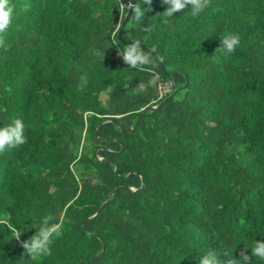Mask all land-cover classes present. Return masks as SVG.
I'll list each match as a JSON object with an SVG mask.
<instances>
[{"label":"trees","instance_id":"1","mask_svg":"<svg viewBox=\"0 0 264 264\" xmlns=\"http://www.w3.org/2000/svg\"><path fill=\"white\" fill-rule=\"evenodd\" d=\"M10 3L0 127L21 119L27 142L0 154V264H240L264 241V0L170 18L135 0L145 17L121 37L130 0ZM133 40L158 87L135 91L151 74L119 55ZM48 215L62 224L51 254L24 255Z\"/></svg>","mask_w":264,"mask_h":264},{"label":"clouds","instance_id":"2","mask_svg":"<svg viewBox=\"0 0 264 264\" xmlns=\"http://www.w3.org/2000/svg\"><path fill=\"white\" fill-rule=\"evenodd\" d=\"M151 8L152 0H143ZM211 0H162V4L166 5L163 12L165 17H173L175 13L184 11L190 6V14L193 17H198L209 6ZM14 7L10 0H0V47H4L3 34L7 32L13 21ZM145 17V11L136 5L133 10V18L136 22H140ZM144 31H150L145 28ZM240 45V37L235 33H226L221 37V46L218 48L225 55L234 54L237 47ZM119 55L124 63L129 68L137 69L142 72L150 73V78L145 84L140 82L135 91L144 92L147 87L156 88L159 86V74L155 71L151 55L146 53L141 47L140 40H133L131 44L120 50ZM24 136V123L21 119H14L4 127H0V154L6 150L17 148L26 143ZM54 217L51 215L38 218L34 223L35 233L27 240L21 241V247L24 249V255L30 256L33 259L51 254V246L54 239L62 235V224L53 223ZM20 240V237H17ZM251 257H258L264 260V241L254 243L251 253L247 250H242L240 253V264H251ZM199 264H219L215 252H209L200 259ZM226 264H234V261L228 259Z\"/></svg>","mask_w":264,"mask_h":264},{"label":"water","instance_id":"3","mask_svg":"<svg viewBox=\"0 0 264 264\" xmlns=\"http://www.w3.org/2000/svg\"><path fill=\"white\" fill-rule=\"evenodd\" d=\"M134 7H135V0H130L128 12H127L126 17H125V19H124V21H123V23H122V25H121L120 34H119L120 37L122 36V32H123V30L125 29V27H126L128 21H129L131 15L133 14ZM126 43L129 44V43H131V42H126ZM141 46L143 47V49H144L146 52H149L148 49H147L146 47H144V45L142 44V42H141ZM153 56H154V58H155L156 60H158V55H157V53H153ZM158 62H159V61H158ZM159 63H161V62H159ZM172 72H174V71H173V70H172V71H168V73H172ZM176 93H177V91L173 92V93L171 94L170 97L174 96ZM152 109H155V107H152Z\"/></svg>","mask_w":264,"mask_h":264},{"label":"built area","instance_id":"4","mask_svg":"<svg viewBox=\"0 0 264 264\" xmlns=\"http://www.w3.org/2000/svg\"><path fill=\"white\" fill-rule=\"evenodd\" d=\"M171 90H172V86L169 82H165L161 84L159 87L160 97L167 95Z\"/></svg>","mask_w":264,"mask_h":264}]
</instances>
